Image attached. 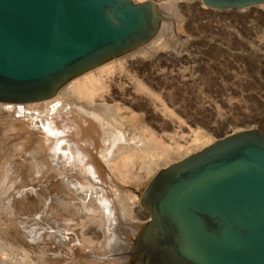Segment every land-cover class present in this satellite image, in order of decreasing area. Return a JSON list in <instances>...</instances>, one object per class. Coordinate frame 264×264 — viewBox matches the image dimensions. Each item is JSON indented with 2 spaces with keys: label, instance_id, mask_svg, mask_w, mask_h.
Listing matches in <instances>:
<instances>
[{
  "label": "rangeland",
  "instance_id": "obj_1",
  "mask_svg": "<svg viewBox=\"0 0 264 264\" xmlns=\"http://www.w3.org/2000/svg\"><path fill=\"white\" fill-rule=\"evenodd\" d=\"M175 11L181 22L174 30L181 38L175 37L166 54L162 53L166 49L163 47L158 54L136 59L158 65L159 71H153L157 72L158 81L150 82L147 69L137 71L127 64L103 79L107 87L111 86L102 91L108 97L113 92L111 84L116 81L125 86L115 91L134 93L135 83L127 82L136 78L150 92L161 95V102L182 121L163 116L160 100L150 99L144 115L149 132L137 130L126 144L117 147L128 153H143V161L148 157L144 163L132 158V175L127 180L120 183L112 176L102 181L92 176L93 183L83 177L76 181L81 176L70 172L68 163L53 155L46 147L49 140L41 135L45 140L40 149L33 143V131L45 128L39 123L44 122L45 116L32 114L25 129L24 124L16 122L22 120L21 116L8 118L0 113V264H133L137 239L149 220L139 205V195L151 178L145 173L153 165L151 155L176 148L165 135L175 132L179 146L188 140L187 129L196 127L200 134H211L212 143L228 134L223 133L227 129L226 132L232 129L235 133L256 129L264 138V7L216 10L203 8L195 0L178 3ZM126 55L109 62L123 61ZM137 103L127 100L124 107L141 114L136 110ZM60 110H51L48 115L53 118ZM155 138L160 140L153 141ZM77 162L72 164L80 165V159Z\"/></svg>",
  "mask_w": 264,
  "mask_h": 264
},
{
  "label": "water",
  "instance_id": "obj_2",
  "mask_svg": "<svg viewBox=\"0 0 264 264\" xmlns=\"http://www.w3.org/2000/svg\"><path fill=\"white\" fill-rule=\"evenodd\" d=\"M201 2L235 11L264 4ZM159 20L148 1L0 0V104L54 98L71 80L147 44ZM139 205L149 220L133 264H264L263 136L232 133L159 170Z\"/></svg>",
  "mask_w": 264,
  "mask_h": 264
},
{
  "label": "bare ground",
  "instance_id": "obj_3",
  "mask_svg": "<svg viewBox=\"0 0 264 264\" xmlns=\"http://www.w3.org/2000/svg\"><path fill=\"white\" fill-rule=\"evenodd\" d=\"M131 1L134 3H143L145 1L150 2L153 5L154 10L159 14L160 17L159 20L160 27L157 34L147 44H145L144 47L141 46L142 48L140 47L130 52L128 55H126L127 57L125 59L123 58V61H121L120 59L118 61H115L114 63L109 62L111 64L109 65L105 64L98 69L91 70L73 79L72 82L71 81L68 82L69 84L67 88H65L66 87L65 86L64 87L65 89L63 88L59 90L55 95V97L52 98V100H47L32 104H25V105L0 104V113L2 114L4 113L5 117L8 118L14 117L16 115L19 117L21 116L22 120L19 119L16 122L19 123V125L24 124L23 127L25 129L27 128L28 125L26 124V122L30 120L29 118L31 117L32 114L39 113L45 116L44 122H39L40 124L41 123L45 124V128L44 129L36 128L39 131L36 129L33 131V136H32L33 143L36 144L37 147H39L40 149L43 147V145L41 144V141L43 139L40 136L43 135L45 139L49 140L50 143L49 145H46V147L49 146L50 151L53 153V155L57 158L60 157L62 160H64V163L67 162L69 165L68 167L70 168V169L68 168L70 172H75V175H77V177L78 175L81 176L76 181L81 180V178L83 177L82 180L88 179L91 183H93L95 178L93 179L92 176H95L102 181H104L103 179L106 177L107 178L109 177V179L114 177L117 178V181L121 183L125 179L127 180V178H129L132 175V173L130 175V170H132L130 164L133 165V163L131 162L132 158L137 157L138 159H140L142 155L144 157V154L141 153L142 154L141 155L137 150L134 152L131 151L132 153L131 152L128 153V151H126L125 148L122 147L121 149H119L117 147L119 144L120 145L126 144L125 141H128V139L131 138V135L133 136V133H135L137 130H141L142 133H144V131L145 132L148 131V130L146 131L147 127H145L146 123L144 122L145 121L144 115L147 113L148 110L147 106L149 102H151L150 99L153 98L160 100L159 103H161V107H162L160 110L163 113V116L164 115L170 117L175 116L173 112L169 111L166 108V106L163 104V102H161V97H160L161 95L158 96V94L155 95L154 93L150 92V90L146 88L141 83V81L139 80L137 81L136 78L135 80L133 78H130L129 79L130 82L129 81L127 82L128 84H130L131 82H133V84L135 83L134 84L135 86L132 88L134 89V93L127 90H123V91L121 90L120 92L115 91V88L117 87L121 88L124 84L120 83L121 81H116V82L113 81L114 83L111 84L113 92H111V94L108 97L103 96L104 92L102 91H105L106 88L111 87V86L107 87L103 79L107 77V75L112 74V72L117 68L118 70L119 68L121 70V67L123 69V67L126 64L127 67L136 69L137 71H144L147 69L149 71L148 75H150L149 77V79L151 80L150 82H152V80L158 81V79L156 78L157 72H153V71L154 70L159 71L158 69L159 66L152 64V61L149 64H144L143 61H136V59L145 56L150 57L149 54H153V53L158 54L159 51H161L159 49H162L163 47L166 49L163 50L164 49L163 48L162 53L165 52L166 54V52L168 51L167 48L171 47L173 43L172 41L175 40V37H177L178 39L181 38V35L176 33V31L174 30L175 25L178 24V22H181L180 21L181 17L179 15V12L175 11V8L177 7L178 3L182 2L183 0L181 1L180 0H131ZM197 2H199V4L203 8H205L201 0H197ZM262 7H264V5L256 6V8H262ZM167 54L169 56V53ZM158 61L159 60L155 59V62L158 63ZM102 75L104 77H102ZM133 84H131V86ZM100 92H102V94H100ZM96 98L98 100H96ZM115 99L118 100L117 101L118 103L117 102L114 103ZM127 100L129 101L137 100L138 103L135 105V107L137 111L139 112L141 111V114H138L137 112L132 110V108L130 109V107L129 108L124 107V105L127 104ZM57 109L58 110L61 109V110L60 112L55 111L57 113L54 114L56 115L55 117L52 118L51 117L52 114L51 116L48 115L50 114L51 110H57ZM127 116H130L131 118L127 119ZM0 117L2 116L0 115ZM175 118H176L175 119L176 122L177 120L181 121L177 118V116H175ZM39 123L36 122L35 125ZM187 130L188 133L190 132V134L188 135V140L185 141L184 145L182 146H179V144H177V140H176L177 138L176 139L174 138V136L176 137V133L174 131H173L174 135H165L166 139L169 140L170 143H172L171 145H174L176 148L173 149L174 151L168 153H166L167 151L165 150L166 149L165 148L164 149L165 151H162L163 153L155 152L154 154L151 155L152 158L151 157L150 158L152 160L153 165L149 164L150 166L149 165L148 166L150 170L148 172H145L149 174L148 179L150 177H153L159 170L171 165V163L172 164L175 163L176 160L179 159L182 160L185 157L189 156L192 152L194 153L196 151H199L213 142V137L211 136V134H207V132L200 134L197 131V127L194 129L189 128ZM226 131L223 133H228V134L224 135V137L228 136L229 134L235 133V130L232 129L231 131L228 132ZM144 134L142 137L145 139L146 137L144 136ZM146 136L148 137V140H150L149 136L148 135ZM180 137L183 138V136ZM155 139L156 140L153 139V141L157 142L158 140H160V138L158 140L157 138ZM118 140H120L121 142H117ZM161 144L163 145L164 143ZM161 150L163 149L160 148V152ZM120 153H121L120 159L115 160V157L117 155L119 156ZM79 159H80V165L78 164L76 165V163L75 164L73 163L75 165L74 166L72 162H75V160L77 162ZM141 160L143 161V159H140L138 162L144 163L145 160L143 162ZM138 166L139 165H137V167ZM137 170L139 171L141 169H137ZM143 176L145 177V175ZM138 178H140L139 175ZM150 179L147 180V182L150 181ZM139 183H141V181H139ZM84 236L85 234L83 235V238ZM91 236H93V234ZM84 239L88 240V237ZM108 244H110V242ZM124 260L127 262L126 259Z\"/></svg>",
  "mask_w": 264,
  "mask_h": 264
}]
</instances>
